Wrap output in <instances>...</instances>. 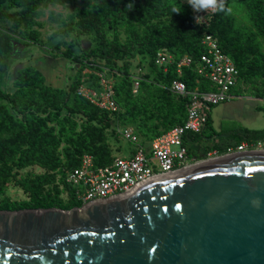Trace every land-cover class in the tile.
<instances>
[{"label":"trees","instance_id":"1","mask_svg":"<svg viewBox=\"0 0 264 264\" xmlns=\"http://www.w3.org/2000/svg\"><path fill=\"white\" fill-rule=\"evenodd\" d=\"M71 1L0 0L1 75L8 71L12 37L15 35L17 42L37 43L41 8L66 7ZM79 2L67 23L59 14H50L52 20L64 26V35H85L93 42V48L81 55L68 90L47 83L42 72L33 66L16 71L10 92L0 88V210H68L80 206L65 181L66 172L77 167L85 154L93 157L96 166L112 162L116 156L106 137L112 118L117 123L113 127L115 135L118 136V126H130L142 142L182 124L190 96L171 92L169 84L179 79L189 92L213 89L194 71L207 34L217 38L221 50L238 69L236 95L247 87L254 90L255 96L264 97V0H225L230 12H211L201 22L196 21L191 5L184 0ZM128 4L131 9L126 7ZM174 7L180 12H173ZM159 51L169 53L174 61L191 56L192 65L177 74L173 61L163 72L154 65ZM138 55L147 59L151 77H134L130 73L131 61ZM86 68L91 72L84 74ZM98 72L113 79L116 111L101 110L77 93L81 84L97 88ZM210 125L209 112L204 130L184 136L188 154L205 158L216 151L223 155L242 141L264 140V127H242L212 135L206 134ZM35 166L42 172L28 170L20 174ZM10 182L22 190L24 199L12 200L4 194Z\"/></svg>","mask_w":264,"mask_h":264},{"label":"water","instance_id":"2","mask_svg":"<svg viewBox=\"0 0 264 264\" xmlns=\"http://www.w3.org/2000/svg\"><path fill=\"white\" fill-rule=\"evenodd\" d=\"M218 157L68 210H0V264H264V151Z\"/></svg>","mask_w":264,"mask_h":264},{"label":"built area","instance_id":"3","mask_svg":"<svg viewBox=\"0 0 264 264\" xmlns=\"http://www.w3.org/2000/svg\"><path fill=\"white\" fill-rule=\"evenodd\" d=\"M202 43L204 51L197 59L194 71L209 82L213 89H195L189 92L183 81L171 80V92L190 96L186 118L182 124L145 142L129 127H117V134L127 141L130 148L105 166H96L91 155H83L80 164L67 171L65 176L66 183L72 188L81 205L122 195L156 176L218 158L216 151L209 152L205 158L188 154L184 136L204 130L210 106L239 96L234 92L235 87L239 85V72L232 59L221 50L216 37L207 34ZM173 61L169 53L159 51L154 58V65L166 72ZM174 62L175 70L180 74L184 67L192 65V57L184 55ZM97 76V88L81 84L77 93L101 110L116 111L117 105L112 94L113 81L107 78L104 72H98ZM137 84L135 82L134 88H137ZM250 151H264V140L256 143L242 141L236 147L228 149L225 154Z\"/></svg>","mask_w":264,"mask_h":264},{"label":"rangeland","instance_id":"4","mask_svg":"<svg viewBox=\"0 0 264 264\" xmlns=\"http://www.w3.org/2000/svg\"><path fill=\"white\" fill-rule=\"evenodd\" d=\"M184 1L188 2V0ZM78 5H80L79 0H72L66 7L57 5L41 8L39 16L41 23L40 41L37 43L17 42L16 36L12 37V52L8 71L4 75L0 74V88L2 90L10 92L16 71L26 66L39 69L47 83L68 90L69 84L79 67L81 55L88 53L93 48V42L89 36L85 35L77 36L73 33L64 35V26L61 22L52 20L50 14L52 12L55 15L59 14L60 18L67 23L68 17L73 14ZM193 12L196 21L201 22L206 20L213 11L197 12L193 10ZM57 45L58 47H56ZM89 72H91L90 69L83 70L84 74ZM130 73L134 77H142L145 74L152 76L147 59L143 55H138L131 61ZM109 79L113 81V79ZM210 120L211 125L206 129V134L215 135L219 131L233 132L242 127L261 129L264 127V97L255 96L254 90L246 87L239 96L213 105L210 108ZM116 124L115 118H112L109 127L106 129L107 141L115 156L121 155L125 152L124 149L130 148L127 146L126 140L113 133V127ZM126 127L130 128V126ZM28 170L42 172L40 168L35 166L21 170L20 174L24 175ZM4 194L12 200H21L26 197L13 182L7 185ZM61 196L65 198L63 193Z\"/></svg>","mask_w":264,"mask_h":264},{"label":"clouds","instance_id":"5","mask_svg":"<svg viewBox=\"0 0 264 264\" xmlns=\"http://www.w3.org/2000/svg\"><path fill=\"white\" fill-rule=\"evenodd\" d=\"M188 3L191 5L193 10L200 12V11H207L212 10L213 12H230L231 9L225 8V0H188ZM128 9H131L132 5L128 4L126 6ZM180 8L174 7L172 9L173 12H180Z\"/></svg>","mask_w":264,"mask_h":264},{"label":"flooded vegetation","instance_id":"6","mask_svg":"<svg viewBox=\"0 0 264 264\" xmlns=\"http://www.w3.org/2000/svg\"><path fill=\"white\" fill-rule=\"evenodd\" d=\"M255 152H261V151H254V153H255ZM251 153H252V152H251ZM112 198H114V197H112ZM108 199H109V198H108ZM104 200H106V199H104ZM104 200H101V201H104Z\"/></svg>","mask_w":264,"mask_h":264},{"label":"bare ground","instance_id":"7","mask_svg":"<svg viewBox=\"0 0 264 264\" xmlns=\"http://www.w3.org/2000/svg\"><path fill=\"white\" fill-rule=\"evenodd\" d=\"M219 158V157H218ZM213 159H216V158H213ZM210 160H212V159H210ZM203 163V162H202Z\"/></svg>","mask_w":264,"mask_h":264}]
</instances>
